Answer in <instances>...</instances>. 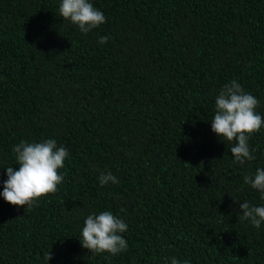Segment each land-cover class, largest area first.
Wrapping results in <instances>:
<instances>
[{
  "label": "trees",
  "instance_id": "obj_1",
  "mask_svg": "<svg viewBox=\"0 0 264 264\" xmlns=\"http://www.w3.org/2000/svg\"><path fill=\"white\" fill-rule=\"evenodd\" d=\"M89 2L106 22L85 34L61 0H0V264H264V223L239 219L264 206L244 180L264 169V125L244 165L211 125L233 80L264 118V0ZM52 139L69 153L57 192L7 203L14 146ZM105 211L128 225L116 256L79 240Z\"/></svg>",
  "mask_w": 264,
  "mask_h": 264
},
{
  "label": "clouds",
  "instance_id": "obj_2",
  "mask_svg": "<svg viewBox=\"0 0 264 264\" xmlns=\"http://www.w3.org/2000/svg\"><path fill=\"white\" fill-rule=\"evenodd\" d=\"M59 14L85 34L98 29L106 22L104 13L96 9L89 0H61ZM108 39L109 37L102 36L98 43L106 44ZM258 105V99L245 92L236 80L226 84L215 99L212 131L222 142H234L230 152L234 161L240 165L254 159L248 141L264 125V118L256 112ZM13 152L19 170L14 167L6 168L8 179L4 182L2 195L7 203L26 208L27 211L37 206L41 198L57 192V186L63 183L64 179L58 170L64 167L69 153L64 147H58L54 139L40 143L21 141L14 146ZM99 180L101 185L118 182L117 177L110 171L101 173ZM244 180L253 189L258 190L261 199H264V169H258L254 177L245 176ZM240 208L242 215L239 219L242 217L259 229L264 223V206L250 205L245 201L240 202ZM127 230V223L114 216L111 211H105L99 215L87 216L82 229V239L79 240L82 247L93 255L108 253L116 256L128 249V243L121 235ZM52 258V251L45 255L48 262ZM171 264L181 262L172 257ZM183 264L190 262L185 260Z\"/></svg>",
  "mask_w": 264,
  "mask_h": 264
}]
</instances>
